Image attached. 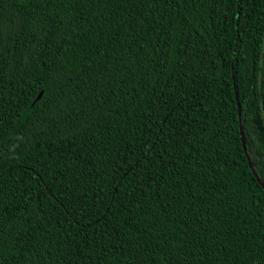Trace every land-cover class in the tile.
Returning a JSON list of instances; mask_svg holds the SVG:
<instances>
[{
    "label": "trees",
    "instance_id": "trees-1",
    "mask_svg": "<svg viewBox=\"0 0 264 264\" xmlns=\"http://www.w3.org/2000/svg\"><path fill=\"white\" fill-rule=\"evenodd\" d=\"M247 156L264 0H0V264H264Z\"/></svg>",
    "mask_w": 264,
    "mask_h": 264
},
{
    "label": "water",
    "instance_id": "water-1",
    "mask_svg": "<svg viewBox=\"0 0 264 264\" xmlns=\"http://www.w3.org/2000/svg\"><path fill=\"white\" fill-rule=\"evenodd\" d=\"M243 146H244V148H245V142H244V140H243ZM247 158H248V161H249V166H250V168L252 169L254 176L256 177V179L258 180L259 184H260V185L262 186V188L264 189V183H263V181L258 177V175L256 174V172L253 170V166H252V163H251V161H250V158H249L248 156H247Z\"/></svg>",
    "mask_w": 264,
    "mask_h": 264
},
{
    "label": "snow or ice",
    "instance_id": "snow-or-ice-1",
    "mask_svg": "<svg viewBox=\"0 0 264 264\" xmlns=\"http://www.w3.org/2000/svg\"><path fill=\"white\" fill-rule=\"evenodd\" d=\"M260 167H261V170L264 171V165H261Z\"/></svg>",
    "mask_w": 264,
    "mask_h": 264
}]
</instances>
